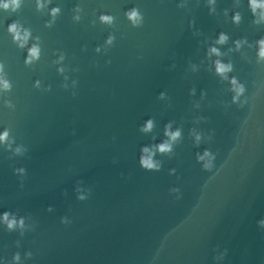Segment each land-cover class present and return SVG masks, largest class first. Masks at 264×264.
Instances as JSON below:
<instances>
[{"label":"water","instance_id":"95a60500","mask_svg":"<svg viewBox=\"0 0 264 264\" xmlns=\"http://www.w3.org/2000/svg\"><path fill=\"white\" fill-rule=\"evenodd\" d=\"M40 3L0 8V77L11 84L0 86V216L24 219L12 232L0 220V264L16 252L18 264H264V22L248 0ZM13 21L30 32L24 47ZM33 45L39 58L26 64ZM217 59L232 65L228 79ZM233 77L245 87L237 103ZM169 124L180 139L156 152L159 172L145 171L141 148L155 151ZM204 149L216 155L210 172L196 161Z\"/></svg>","mask_w":264,"mask_h":264},{"label":"clouds","instance_id":"9594fccd","mask_svg":"<svg viewBox=\"0 0 264 264\" xmlns=\"http://www.w3.org/2000/svg\"><path fill=\"white\" fill-rule=\"evenodd\" d=\"M215 0H209V3H214ZM21 6V0H5L4 3H0V8L4 9L5 11H12L16 12L19 10ZM248 6L250 9L251 14L253 17H258L254 22L255 23H261L264 22V0H248ZM43 5L40 3V0H37V8H41ZM214 10V9H213ZM59 8H53L51 10V15L55 17L59 13ZM125 16L128 18V20L133 24L134 27H139L142 24L143 17L139 11L138 8H132L125 12ZM102 22L111 24L114 20L112 16L109 15H102L100 17ZM241 21L240 13H235L233 15V22L236 24H239ZM8 32L12 35L13 40L15 42H19L20 47H24L27 43V40L30 36V32L27 29H21V26L18 22L13 21L8 24ZM114 37H109L108 43H112V40ZM228 40V36L224 33H220L219 37L216 41L217 44H225ZM246 41H236V48L237 50L240 48L241 44ZM258 44V51L257 56L258 60L264 61V38H261L257 41ZM39 48L36 45H33L31 48L28 49V55L26 57V64H31L34 60L39 58ZM209 55H215L219 57L221 55V52L216 47H211L209 49ZM3 66L0 65V72H2ZM215 70L216 73L221 76L224 79H228L227 73L232 71V65L225 64L221 62L219 59L215 61ZM38 83V82H37ZM230 84L232 85V92L233 95V103L239 102V98L244 94L245 87L243 84H241L235 77L231 78ZM0 86H2L4 91H9L11 89V84L8 80L3 79L0 77ZM161 96H163V93H161ZM9 106L10 103H9ZM153 121L149 119L140 129L142 132H150L153 129ZM165 136L168 137L167 140L164 142L159 143L158 145L154 146L155 151L153 148L150 147H142L141 148V155L139 157V164L140 166L148 172H159L161 169V163L157 160H155L153 157L155 156L156 152H159L161 155H166L169 153H172L173 151V143L178 141L181 137V132L179 129L176 131H171V125H166L165 127ZM9 138V132L8 130H5L3 133H0V143H7ZM201 140V136L199 134H195V141L197 146L199 145V142ZM20 150L17 149V152ZM215 160L216 155L211 152L209 149H204L203 153L197 152L196 153V161L199 163L202 167V169L206 172L212 171V169L215 166ZM18 171L23 172L24 169H19ZM176 169H171L170 174H175ZM170 193H175L176 198L179 199L181 195V190L178 187H173L170 190ZM77 199L80 201H84L87 198L84 195L79 194L80 189H77ZM48 211H52V208L49 207ZM0 220L5 224L7 230L9 232L15 231L18 227L23 228L24 227V219L20 218L17 219L15 215H13L10 212L5 211L2 216H0ZM62 223L67 224L68 221L64 218L61 220ZM261 224H264V221H260ZM27 255L31 256V252L27 253ZM13 261L15 264H18L20 260V254L19 252H16L13 255Z\"/></svg>","mask_w":264,"mask_h":264}]
</instances>
